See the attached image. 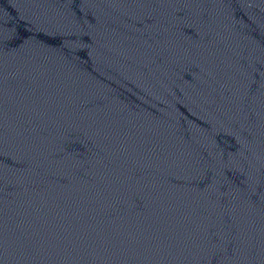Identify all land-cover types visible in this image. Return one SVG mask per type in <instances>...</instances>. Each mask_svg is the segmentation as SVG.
Instances as JSON below:
<instances>
[{"label": "water", "instance_id": "1", "mask_svg": "<svg viewBox=\"0 0 264 264\" xmlns=\"http://www.w3.org/2000/svg\"><path fill=\"white\" fill-rule=\"evenodd\" d=\"M0 264H264V0H0Z\"/></svg>", "mask_w": 264, "mask_h": 264}]
</instances>
